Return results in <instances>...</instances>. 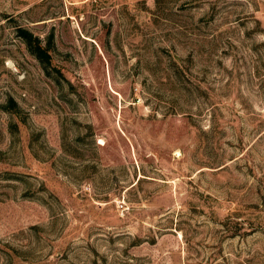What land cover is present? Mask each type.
Masks as SVG:
<instances>
[{"label": "rangeland", "instance_id": "obj_1", "mask_svg": "<svg viewBox=\"0 0 264 264\" xmlns=\"http://www.w3.org/2000/svg\"><path fill=\"white\" fill-rule=\"evenodd\" d=\"M0 264H264V0H0Z\"/></svg>", "mask_w": 264, "mask_h": 264}, {"label": "trees", "instance_id": "obj_2", "mask_svg": "<svg viewBox=\"0 0 264 264\" xmlns=\"http://www.w3.org/2000/svg\"><path fill=\"white\" fill-rule=\"evenodd\" d=\"M20 31L22 34L21 36H23L24 39L27 41V43L31 47V51L35 54V56H37V58H39L40 60H42L43 58H46L47 56L42 55V51L41 52L39 51V50H41V47L38 45L39 43L32 45L33 40H35V39H33L32 34L26 32V31H23V30H20ZM37 46H39V47H37Z\"/></svg>", "mask_w": 264, "mask_h": 264}]
</instances>
